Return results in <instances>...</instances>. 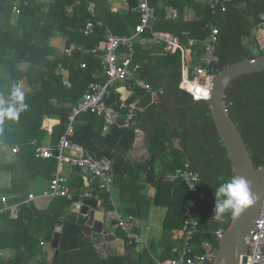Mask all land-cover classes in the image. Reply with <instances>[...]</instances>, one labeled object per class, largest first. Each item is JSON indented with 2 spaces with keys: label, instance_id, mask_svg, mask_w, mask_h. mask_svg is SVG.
Instances as JSON below:
<instances>
[{
  "label": "trees",
  "instance_id": "obj_1",
  "mask_svg": "<svg viewBox=\"0 0 264 264\" xmlns=\"http://www.w3.org/2000/svg\"><path fill=\"white\" fill-rule=\"evenodd\" d=\"M94 1L97 0H48V3H39L37 0H0V64L8 66L9 74V78L0 79V96L7 98L12 86L17 85L19 81L27 80L31 84L43 82V86L33 94L32 99L28 100V96L24 98L28 108L21 113V124L15 134L19 136L28 131L34 134L20 143L15 162L0 164V171H9L12 174L11 188L0 189V192L23 195L28 191L33 178L42 175L44 170H48V175L55 171L54 159L40 160L35 157L31 140L35 138L38 142L47 143L51 139L52 144L56 145L67 130L73 108L82 98L74 86L84 83L87 90L91 83L105 82V76L102 74L104 66L101 53L92 54L88 50L95 48L101 40L99 37L104 38L106 30L103 29L104 27H97L88 37L82 34L86 22L90 19L87 3ZM129 1L131 7L136 5V0ZM157 2L158 0H151V5L154 6ZM244 2L250 5L251 1L234 0L226 13L217 16L212 15L211 8H205L203 17L189 23L166 19L165 7L161 8L157 11L153 28L150 32L147 31L150 37L147 36L146 39L151 38L153 33L167 32L176 35L184 46H189L188 42L194 40L196 43L192 49L198 51L197 53H203V42L207 38L205 25L213 21L220 31L218 55L222 71L234 63L263 55V53L255 54L250 46L245 45L244 40L252 36L255 26L259 23L260 11L258 9L255 11L254 22H252L247 16L249 11L243 12L240 8ZM16 6L20 8V14L15 13ZM71 7L72 14L69 13ZM13 14L17 16L18 25H15L12 20ZM132 19V23L137 26L140 22L139 16ZM29 22L36 25L34 28L37 31H31L34 28L27 26ZM40 23H44L47 27L59 24V27L64 30V35L69 39V46L75 43L87 48L86 54L78 50L66 56L63 61V66L70 71L73 82L69 90L63 87L46 89L45 79L53 80L56 77L54 72L59 61L48 59L46 44L42 41L44 33L38 34ZM114 31L116 32V29ZM141 47L135 44V59L140 65L139 76L152 85L155 97L153 98L149 93L134 90L141 98L137 107L143 108L144 111L138 115L129 129L113 128L108 133L105 131L103 119L95 113L81 114L75 120L72 140L89 149L98 158L111 159L115 168L114 173L118 178L124 174H131L132 168L123 160H118L111 150L120 146L129 151L136 138L135 130L143 131L151 153L148 182L157 190L154 202L157 206L168 208L169 215L165 221V230L170 227L183 228L181 213L189 209L200 222L202 234L196 238V243L198 244L201 239L208 240L207 236L210 235L209 241L218 247L215 232L220 228L227 230L233 220L230 212L224 214L222 219L214 216L216 188L233 176L226 149L218 135L208 106L203 102L194 101L188 93L179 88L182 76L181 53L160 57L162 58L160 62L166 68L161 75L156 72L152 57L142 52ZM195 56L198 57V55ZM23 63L30 64V68L23 71L20 68ZM82 64H85L84 68L81 67ZM160 80L161 83L165 80L166 85H161ZM54 100L59 106L53 103ZM127 103L134 106L133 101H127ZM225 104L231 119L246 142L255 166L257 168L263 166L264 72L236 79L227 91ZM53 114L60 116V122L48 135L43 130V124L45 119ZM5 121L0 124L4 125ZM175 140L179 141L178 148L172 145ZM105 146L108 149H105ZM160 154H164L161 158L164 170L157 176L155 165ZM185 159L189 160L192 168L200 174L201 182L196 191L189 190L180 180L166 179L167 174H173L182 169ZM49 161H54V165H50L47 169L42 162ZM106 199L105 196L104 206L109 210L111 206ZM18 201L21 202V200ZM77 201H80L77 195L72 200L57 198L43 210H39L32 202L21 204L17 221L9 218L8 211H2L0 213V250H13L12 257L4 264H30L38 256L45 260V254L40 247L43 230L47 226L56 225L60 219L64 220L59 247L61 257L53 258V264H62V257L77 251H80L78 254H86L88 259V262L81 264H92L96 254L92 241L86 237L84 226L77 224L76 216L67 212L71 204ZM86 204L92 208H98L96 201H87ZM2 206L0 200V209ZM7 224H14L17 230L15 234L7 230L9 226ZM52 239L50 232L46 241L51 242ZM169 254L170 252L163 262L168 259ZM104 264H124V259L113 258Z\"/></svg>",
  "mask_w": 264,
  "mask_h": 264
},
{
  "label": "built area",
  "instance_id": "obj_2",
  "mask_svg": "<svg viewBox=\"0 0 264 264\" xmlns=\"http://www.w3.org/2000/svg\"><path fill=\"white\" fill-rule=\"evenodd\" d=\"M262 1L264 2V0ZM233 2L234 0H211L212 15L217 16L226 13ZM125 3L128 11L140 17V24L136 28L137 34L142 33L145 28H149L156 17V10L151 5V0H136L134 7H131L129 0H125ZM165 10L171 19L178 17L177 11L172 7H166ZM14 11L16 14L21 12L17 6L14 7ZM87 11L90 19L82 30L85 37L92 35L97 27H104L103 22L97 17V4L95 2L87 3ZM258 19L259 23L255 26L251 36L254 46L251 50L264 54V9L259 12ZM205 30L207 31V38L203 42L204 51L198 62L192 60L191 50L185 48L177 38L158 35V39L166 43L172 54L181 53L182 76L179 88L188 93L194 101L208 99L212 82L215 76L221 72V60L218 55L219 28L213 21H209L205 25ZM135 44L136 37L117 36L107 28L104 46L88 50L92 54L101 53L105 82L89 84L81 100L72 110L65 134L56 145L43 144L38 141L33 142L35 157L40 160L54 159L56 161V171L52 176L48 189L38 196L29 195V202L34 200L52 201L57 198L72 200L74 196L69 191L64 173L67 168L78 170L80 176L85 179L88 185H94L92 189L81 195V199L83 201H96L98 210L124 234L127 245L137 248L144 244L142 237L136 231V223L126 217L113 201V190L116 181L113 161L108 157H96L89 149L72 140L75 120L81 114L95 113L103 119L105 130L110 131L113 128L129 129L138 115L144 111L141 107L128 105L126 101H111L112 89L117 84H123L129 90L155 94L152 85L139 76L140 65L135 59ZM83 49L82 46L71 44L65 50V54L70 56L73 52ZM68 71L66 67L60 66L56 72L58 75H65ZM65 84L70 85L67 81H65ZM190 85L197 86L202 89V92H208V97L203 98L201 94L197 98ZM141 133V130H135L137 140ZM172 178L174 181H182L191 191H196L201 182L200 174L192 168L191 162L187 159L183 160L182 169L177 171ZM105 196L111 206L109 210L104 206ZM1 200L5 204L7 203L6 197H1ZM20 210L21 205L19 204L6 209L9 218L13 221L19 219ZM181 219L184 224L183 228L176 233L174 238L180 240L182 246L174 247L170 251L168 259L164 262L160 261L158 264H214L218 247L214 246L209 239H201L198 244L196 243V238L202 234L199 220L189 209L182 211ZM224 232V229H218L215 232V241L219 243ZM44 245L45 243L42 242L41 246ZM3 255L4 252L0 250V256ZM241 264H264V201L255 220L251 238L247 241V250L242 256Z\"/></svg>",
  "mask_w": 264,
  "mask_h": 264
},
{
  "label": "crops",
  "instance_id": "obj_3",
  "mask_svg": "<svg viewBox=\"0 0 264 264\" xmlns=\"http://www.w3.org/2000/svg\"><path fill=\"white\" fill-rule=\"evenodd\" d=\"M250 1V5H247L244 2L240 5V8L243 12L249 11L247 16L250 20H252V16H254L255 11L257 9L258 11H261L264 8V2L262 0ZM37 2L48 3V0H37ZM94 2L97 4L98 18L104 24V28H102L105 30L108 28L113 34L117 36L136 37V46H142V52H146L148 56L152 57V60H154L153 66L156 69V72L163 75L166 68L163 63L160 62V60L162 59L160 57H163L165 54H174L171 53L170 48L166 45V43L158 39V35H168L173 38H177L178 40L179 38L176 35L165 32L153 33V35L151 34V38L146 39L147 36L150 37V34L147 33V31L150 32V30L153 28L156 17L152 21L149 28H145L142 33L137 34L136 28L138 27L140 22L137 26H135L132 23V18L138 16L126 9L125 0H97ZM168 2H170V4L167 5ZM210 3L211 0H158L157 4L152 6L156 10V16L159 9L164 7L165 9L166 7H172L177 11L178 17L176 19H171L169 17V14L165 10L166 19L189 23L203 17L205 13L204 9L210 8ZM69 13H73L72 7L69 8ZM16 18L17 16L13 14L12 20L15 25H18V23L16 22ZM124 24H126V28H124ZM27 26L31 28L36 27V25L32 24V22H29ZM21 27L22 26L20 25V28ZM114 29H116V32L114 31ZM34 30L35 28L31 31ZM39 33H44V35L42 36V41L44 44H46L48 59L59 61V65L54 72L56 77L53 80L48 78L45 79L47 83L46 89H57L62 87L67 90L71 89L73 86V82L71 81L70 71H68L65 75H58L56 72L60 66L64 65L63 61L66 56L68 57V55L65 54V50L69 48V39L66 35H64L63 28H60L59 24H52L51 26L47 27L44 23H40L38 27V34ZM97 37H99V35ZM99 38L101 40L95 45V47L102 48L105 44V35L104 38ZM244 41L245 45L250 46L251 49L254 48L251 37L248 40L245 39ZM188 43L189 46H183L191 50L192 60L194 62H198L202 55V52L197 53L198 51L196 52L192 49V46L196 43L194 40H190ZM82 48L84 49L79 51H82L86 54L87 51L85 49L87 48H85V46H82ZM195 55H198V57ZM7 67L8 66L6 65L0 64V79L9 78ZM81 67L84 68L85 64H82ZM20 68L25 71L30 68V64L23 63L20 65ZM57 77H60L61 79H56ZM149 80L152 81V79ZM65 81H67L70 85L67 86L65 84ZM164 81L165 80H163L161 83L160 80L161 85H166V82ZM17 85L21 87V90L25 93V96H28L27 98L29 100L33 98V94L36 91L41 89V87L43 86V82L39 81L31 84L27 80H23L19 81ZM74 87L77 89L76 92H79L81 98L86 90L85 84L79 83ZM113 89L111 100L126 102L133 101L134 106H137V104L141 102V98L137 96L138 94H136L134 90H129L123 84H117ZM152 97L154 98L155 94L152 95ZM53 103L59 106L56 100H54ZM21 120L19 117L17 120H6L4 122V125L0 124V164H12L13 162H15L20 150V143L34 134L29 131L26 133L24 132L19 136L15 134L21 124ZM59 122L60 116L58 114H53L45 119L43 130H45L47 134L50 135L52 133V128ZM107 132L109 133V131ZM141 132L142 133L141 135H139V139L137 140V137L135 138L133 147L129 151H126L123 147L120 146L115 147L111 151H113L112 153L115 155V157H118V160H123L124 163L129 164L132 168L131 174H124L121 177H116L113 190V201L115 203V206L121 212H123L126 217L132 219L136 223V231L142 237L144 245L137 248L128 246L125 241L124 234L119 231L114 224L110 223L104 216L103 223L97 222L101 225V230L98 231L94 227L93 233L103 234L105 231L108 232L109 241H105L104 243V245L108 246L107 258L105 259V261H103L97 254L96 247L93 245L96 254L93 257L94 259L92 260V264H104L105 262L113 258H123L124 264H158L160 261L162 262L163 259H166L168 253L174 247H179L180 245H182V242L180 240L174 238L176 236V233L181 229L170 227L169 229L165 230L164 228L165 221L167 219V216L169 215L168 208L155 205L154 201L157 190L148 182V171L150 170L149 161L151 160V153L149 150V143L147 141L146 135L143 131ZM28 141H30V139ZM34 141L38 140H36L35 138L31 140L33 147ZM39 143L52 144L51 139L47 143ZM172 145L175 148H178L179 141L175 140ZM105 149H108V147L105 146ZM163 155L164 154H160V157L156 161L155 170L157 176H159L160 173L164 170V163L161 160ZM42 164H44L45 168L48 169L50 168V165H54V161L44 163L42 162ZM47 171L48 170H44L42 172V175L33 178L29 184L28 191L23 195H14L3 191L0 192V200L1 197L7 198L6 204L1 200L3 206L0 209V213L15 204L21 205L30 203L29 195L34 194L38 196L42 191L44 192L45 190H47L56 169L49 175ZM174 174L175 173L167 174L166 179L174 181L172 178ZM64 178L66 179L68 185H72L71 187L69 186L70 193L74 196L77 195L80 197V201L77 202H80L82 205H88L86 204L87 201H83L81 199V195L84 192L92 189L94 185H88L85 179L83 177H80L79 171L75 169L67 168L64 173ZM44 181H46L45 184ZM11 183V172L0 171V189H10ZM18 200H21V202H19ZM31 202L34 203L39 210H43L49 206L51 201L34 200ZM89 207L91 209L99 211L98 208L95 209L91 206ZM69 209H67V212L68 214H71L69 212ZM87 220L88 219L85 218V222H87ZM7 225H9L7 226V230L15 234L17 230L14 224ZM55 226L56 225L52 227H45L41 236V243H45L44 246L40 245L43 253L45 254V260L38 256L34 258L30 262V264H53L52 260L53 258H55V251L51 247L52 241L48 242V240L46 241V238L50 234V232L52 233V238L54 237L53 228ZM1 251L4 252V255L0 256V264H4L7 259L12 257L13 250L6 249ZM78 252L80 251L72 252L74 254H67L62 257V264H81L88 262L86 254H78ZM58 257H61V254H59Z\"/></svg>",
  "mask_w": 264,
  "mask_h": 264
},
{
  "label": "water",
  "instance_id": "obj_4",
  "mask_svg": "<svg viewBox=\"0 0 264 264\" xmlns=\"http://www.w3.org/2000/svg\"><path fill=\"white\" fill-rule=\"evenodd\" d=\"M263 72L264 54L234 63L215 76L208 99L197 101L205 103L210 110L213 123L231 163L233 176H241L247 179L250 182L252 192L257 197L253 206L238 219L232 220L229 228L225 230L218 244V253L214 264H241L242 256L247 250V241L251 238L255 220L264 201V165L259 168L255 166L246 142L237 125L231 119L225 104L227 91L236 79ZM69 212L76 215L77 224L84 226L85 235L91 239L97 254L105 261L108 246L104 243L109 241L108 232L93 233L95 223H103L104 214L91 209L88 205H82L80 202H73ZM85 218L88 219L87 222H85ZM63 223L64 220L60 219L53 228L54 237L51 247L55 251V258H58L60 254ZM210 238L211 236L208 235L207 239Z\"/></svg>",
  "mask_w": 264,
  "mask_h": 264
},
{
  "label": "clouds",
  "instance_id": "obj_5",
  "mask_svg": "<svg viewBox=\"0 0 264 264\" xmlns=\"http://www.w3.org/2000/svg\"><path fill=\"white\" fill-rule=\"evenodd\" d=\"M25 93L19 85H13L7 98L0 96V122L17 120L28 105L24 102ZM257 197L251 190L250 182L241 176H232L223 182L215 191L214 216L222 219L224 214H231L238 219L247 209L253 206Z\"/></svg>",
  "mask_w": 264,
  "mask_h": 264
},
{
  "label": "bare ground",
  "instance_id": "obj_6",
  "mask_svg": "<svg viewBox=\"0 0 264 264\" xmlns=\"http://www.w3.org/2000/svg\"><path fill=\"white\" fill-rule=\"evenodd\" d=\"M192 92L196 95L197 98H199L202 94L203 98H207L208 97V92H202V89L198 88L195 85H190ZM95 228L96 230H101V225L99 223L95 224Z\"/></svg>",
  "mask_w": 264,
  "mask_h": 264
},
{
  "label": "rangeland",
  "instance_id": "obj_7",
  "mask_svg": "<svg viewBox=\"0 0 264 264\" xmlns=\"http://www.w3.org/2000/svg\"><path fill=\"white\" fill-rule=\"evenodd\" d=\"M264 9V8H263ZM252 22H254V16H252V20H251ZM255 54H257V51L255 50ZM165 57H166V54H165ZM113 91H114V89H113ZM46 183V181H44V184ZM43 193V191L40 193V194H42ZM180 246H182V245H180Z\"/></svg>",
  "mask_w": 264,
  "mask_h": 264
}]
</instances>
